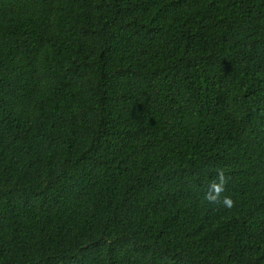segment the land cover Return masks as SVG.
<instances>
[{"label": "trees", "instance_id": "trees-1", "mask_svg": "<svg viewBox=\"0 0 264 264\" xmlns=\"http://www.w3.org/2000/svg\"><path fill=\"white\" fill-rule=\"evenodd\" d=\"M0 264H264V0H0Z\"/></svg>", "mask_w": 264, "mask_h": 264}, {"label": "clouds", "instance_id": "clouds-1", "mask_svg": "<svg viewBox=\"0 0 264 264\" xmlns=\"http://www.w3.org/2000/svg\"><path fill=\"white\" fill-rule=\"evenodd\" d=\"M230 177L225 173L224 169L217 168L216 176L208 181L204 188L203 199L209 204H223L227 208L233 206V200L228 195H221L229 182Z\"/></svg>", "mask_w": 264, "mask_h": 264}]
</instances>
